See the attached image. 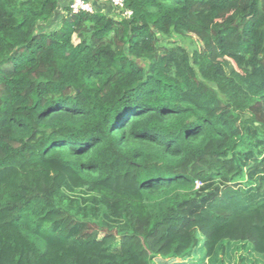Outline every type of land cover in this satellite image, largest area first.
<instances>
[{
    "label": "trees",
    "instance_id": "trees-1",
    "mask_svg": "<svg viewBox=\"0 0 264 264\" xmlns=\"http://www.w3.org/2000/svg\"><path fill=\"white\" fill-rule=\"evenodd\" d=\"M91 4L0 0V264H264V0Z\"/></svg>",
    "mask_w": 264,
    "mask_h": 264
},
{
    "label": "rangeland",
    "instance_id": "rangeland-1",
    "mask_svg": "<svg viewBox=\"0 0 264 264\" xmlns=\"http://www.w3.org/2000/svg\"><path fill=\"white\" fill-rule=\"evenodd\" d=\"M93 0H89L92 3ZM96 5L103 9V11L113 17L120 18L118 15V11L113 8L107 0H95ZM70 0H61V7L59 11H57L49 22L45 23L42 28L45 31H51L57 29L60 25V17L57 16L59 12H62V7H64ZM115 12V13H114ZM41 25L39 26V28ZM163 42L175 43L183 46L188 51H192L194 47H198V42L195 37L191 35H179L176 33H172L170 36L163 37L159 36ZM121 209H118L120 211ZM200 251L202 250V246L199 244L198 254L194 255L195 262L200 264H263V260L252 253H247L239 248L233 247L225 256H221L220 254H215L212 258L202 259V254ZM203 253V252H202ZM157 264H163L162 261H158Z\"/></svg>",
    "mask_w": 264,
    "mask_h": 264
},
{
    "label": "built area",
    "instance_id": "built-area-1",
    "mask_svg": "<svg viewBox=\"0 0 264 264\" xmlns=\"http://www.w3.org/2000/svg\"><path fill=\"white\" fill-rule=\"evenodd\" d=\"M113 6L115 10L120 12L123 10V0H107ZM70 10L73 14L78 12H93V5L86 0H70L69 2ZM122 15L125 17H129L131 15L130 10H123ZM200 185L199 181H196L195 186L198 187Z\"/></svg>",
    "mask_w": 264,
    "mask_h": 264
}]
</instances>
